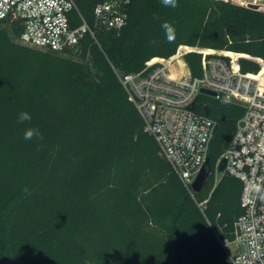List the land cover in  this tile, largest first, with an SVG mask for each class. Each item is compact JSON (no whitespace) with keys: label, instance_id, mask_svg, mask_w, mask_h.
I'll list each match as a JSON object with an SVG mask.
<instances>
[{"label":"trees","instance_id":"16d2710c","mask_svg":"<svg viewBox=\"0 0 264 264\" xmlns=\"http://www.w3.org/2000/svg\"><path fill=\"white\" fill-rule=\"evenodd\" d=\"M74 0L86 32L61 51L20 42L22 23L0 19V264H232L221 244L242 213V182L215 174L244 107L221 98L207 157L211 171L192 194L162 154L116 72L135 70L180 44L233 50L264 60V12L227 0H129L124 25H100L95 5ZM170 22L169 43L161 27ZM153 23L164 36L141 61L133 30ZM76 56V59L69 55ZM192 75L201 54L187 52ZM243 72L260 64L240 57ZM198 96L197 110L205 103ZM208 105V104H207ZM27 111L30 122L19 123ZM43 139H23L27 128Z\"/></svg>","mask_w":264,"mask_h":264},{"label":"built area","instance_id":"2783aa9c","mask_svg":"<svg viewBox=\"0 0 264 264\" xmlns=\"http://www.w3.org/2000/svg\"><path fill=\"white\" fill-rule=\"evenodd\" d=\"M232 1V0H227ZM243 5H256L264 12V0H240ZM129 0H106L95 5L100 25L120 29L126 20ZM78 14L74 0H0V19L21 21L20 42L29 46L61 51L76 46L86 32L94 33ZM186 51H191L188 49ZM150 65L145 72L117 77L134 104L145 132L153 136L182 184L192 194V182L205 162L216 121L197 110L199 88L214 91L215 98L245 103L244 112L222 157L223 173L242 182V213L233 224V237L221 244L232 264H264V201L250 191L251 184L264 177V60L257 73L243 72L238 52L213 50L200 52L201 74L190 70L172 76L169 64L185 52ZM198 51V50H197ZM196 99V100H195ZM195 100L194 107L189 108ZM220 160V159H219Z\"/></svg>","mask_w":264,"mask_h":264},{"label":"rangeland","instance_id":"374dc122","mask_svg":"<svg viewBox=\"0 0 264 264\" xmlns=\"http://www.w3.org/2000/svg\"><path fill=\"white\" fill-rule=\"evenodd\" d=\"M230 2L238 5L239 7L247 9L248 11L262 12L258 9L253 10V9L248 8L247 6L243 5V3L240 0H232ZM163 36H164L163 29L155 26L153 23H150L148 25H136L134 27V30H133V38H134L133 42L135 45L133 54L135 56V59L141 61L142 59H144L150 55H155L156 54L155 51L158 48L159 43L162 41ZM187 48L191 49V51L198 52V53L203 52V51H208V50H213L215 52H218V51L236 52L233 50H218V49H213L210 47H202V46H198V45L190 46V45L180 44L177 47L174 54L178 53L179 51L184 52L187 50ZM191 51H186L185 54H183V57H180L181 60L184 61L185 70H189V67H188L186 60H185V55L187 52H191ZM238 53H241V52H238ZM174 54H172V55H174ZM200 54H202V53H200ZM241 54H244L241 57H249V58L254 59V57L250 56L249 54H246V53H241ZM69 56L76 59V56H74V55H69ZM171 56H169L167 58L160 57V56H153V57L149 58L148 60L144 61L142 64L140 63V66L137 69L131 70V71H129V73L134 74V73H139V72H145L150 68V65H148L149 63L152 62L151 65H154V64L158 63L160 60H168ZM171 62H170L171 64H169V71H170V73L175 72V75H177L178 70L182 68L180 61L173 59ZM200 101L201 102L205 101L204 104H208V106L211 105L213 107V110L215 109V101L209 102V97L207 95L202 94ZM219 159L217 160V162L219 161ZM215 174H216V176H219L221 173H218L215 170Z\"/></svg>","mask_w":264,"mask_h":264},{"label":"clouds","instance_id":"9594fccd","mask_svg":"<svg viewBox=\"0 0 264 264\" xmlns=\"http://www.w3.org/2000/svg\"><path fill=\"white\" fill-rule=\"evenodd\" d=\"M161 3L165 7H177V0H161ZM161 27L165 31L167 41L169 43H174L176 39V28L167 21L164 22ZM31 119L32 117L27 111L20 112L17 117L19 123L30 122ZM23 139L26 141H31L33 139H43V136L38 128L29 127L25 130ZM250 191L255 195V197L264 201V177L260 178V182L251 184Z\"/></svg>","mask_w":264,"mask_h":264},{"label":"water","instance_id":"95a60500","mask_svg":"<svg viewBox=\"0 0 264 264\" xmlns=\"http://www.w3.org/2000/svg\"><path fill=\"white\" fill-rule=\"evenodd\" d=\"M247 7L250 8V9H253V10H257L256 5L249 4V5H247ZM199 92L201 94H204V95H207V96H210V97H214L216 95V93L214 91H211V90H209L207 88H203V87L199 88ZM197 98H198V96H196V99ZM195 100H193L191 102V104L189 105L190 109H192L194 107ZM230 102L234 103V104H237V105H240V106H244L245 105L244 102H242L240 100H237L236 98H232V97L230 98ZM203 112L206 115H208L210 113V108H209V106L207 104L203 105ZM225 165H226V158L222 157L217 162V164L215 166V170L218 173H223L224 169H225ZM210 171H211V166H210V163H209V158L207 157L205 162L201 166L199 172L197 173L196 177L194 178V180L192 182L193 191H198V190L201 189V187L203 186L204 182L206 181Z\"/></svg>","mask_w":264,"mask_h":264},{"label":"bare ground","instance_id":"6f19581e","mask_svg":"<svg viewBox=\"0 0 264 264\" xmlns=\"http://www.w3.org/2000/svg\"><path fill=\"white\" fill-rule=\"evenodd\" d=\"M176 60L177 61H180V64H181V69H179L178 70V74L177 75H179L182 71H185V64H184V61L183 60H181V58L180 57H176ZM172 63V62H171ZM170 63V64H171ZM172 74V76H177V75H175V72L174 73H171Z\"/></svg>","mask_w":264,"mask_h":264}]
</instances>
